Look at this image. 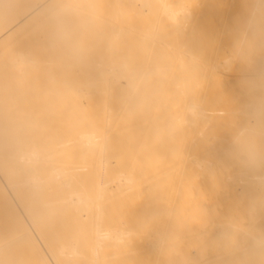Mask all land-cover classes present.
<instances>
[{"label":"bare ground","instance_id":"6f19581e","mask_svg":"<svg viewBox=\"0 0 264 264\" xmlns=\"http://www.w3.org/2000/svg\"><path fill=\"white\" fill-rule=\"evenodd\" d=\"M133 14L142 22L130 29ZM221 84L243 98L240 133L264 148V0H0V264L208 254L180 185L186 164L212 171L198 133L227 111ZM230 131L210 145L227 146ZM259 159L226 177L234 189L264 193Z\"/></svg>","mask_w":264,"mask_h":264},{"label":"rangeland","instance_id":"374dc122","mask_svg":"<svg viewBox=\"0 0 264 264\" xmlns=\"http://www.w3.org/2000/svg\"><path fill=\"white\" fill-rule=\"evenodd\" d=\"M138 10L141 13L139 6ZM141 19L142 15L133 14L125 20L126 26L134 29L139 22H142ZM258 21L259 18L255 16L253 24H258ZM97 34L100 35V42L105 43L104 30L100 29ZM92 50H97V48L93 47ZM217 89L215 100L227 111L220 118L221 120H216L210 128L198 133V143L202 151L207 152L212 160V171L193 167L194 170L188 172L190 164H186L180 185L182 192L187 188L189 198L195 197V207L186 208V221L187 223L192 222L193 232L197 234L200 242L207 247L209 252L206 254L202 251L192 256L184 254L180 257V264H264V247L253 245L254 235L264 236V221L258 219L264 212V193L258 190L251 193L236 190L226 178L233 170L250 169L255 172L259 169L261 166L259 158L264 148L259 146L256 134L247 136L243 132L240 133L241 128L237 125L238 121L234 111L240 108L243 102L240 92L226 84H221ZM53 95L49 92L46 97L50 98ZM29 96L34 97L36 94L32 92ZM228 121L232 124H228ZM229 127L232 132L226 134L230 141L228 145L221 149L211 146L209 137H212L214 133H219L222 128ZM247 158L248 160L245 161ZM187 174L192 176L190 188L184 178ZM200 175L201 178H199ZM220 221L229 222L230 230L228 232L217 230L211 233V225ZM242 230H247V232L241 238ZM235 238L242 239L248 245V249L243 252H234ZM192 245L190 242L189 247L198 251V247L195 248Z\"/></svg>","mask_w":264,"mask_h":264}]
</instances>
